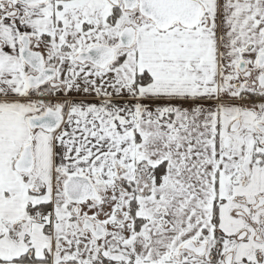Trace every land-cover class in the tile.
I'll list each match as a JSON object with an SVG mask.
<instances>
[{
	"label": "snow or ice",
	"instance_id": "6c2138e0",
	"mask_svg": "<svg viewBox=\"0 0 264 264\" xmlns=\"http://www.w3.org/2000/svg\"><path fill=\"white\" fill-rule=\"evenodd\" d=\"M0 264H264V0H0Z\"/></svg>",
	"mask_w": 264,
	"mask_h": 264
}]
</instances>
